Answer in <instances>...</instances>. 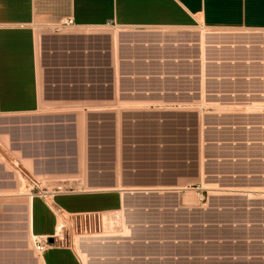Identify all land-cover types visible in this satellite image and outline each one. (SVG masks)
<instances>
[{
    "label": "crops",
    "instance_id": "1",
    "mask_svg": "<svg viewBox=\"0 0 264 264\" xmlns=\"http://www.w3.org/2000/svg\"><path fill=\"white\" fill-rule=\"evenodd\" d=\"M68 20L80 32L53 31ZM199 28L264 32V0H0V264H208L211 256L194 253L205 244L177 237L183 228L151 226L140 217L131 221L135 225L100 226L68 243L65 237L66 243L40 254L29 241L54 237L66 217L104 223L122 211L130 214L134 195L144 198L119 185L113 163L102 160V146L85 149L83 163L79 134L41 117V104L114 107L120 94H133L120 92V76H141L160 84L136 94L163 101L158 104L226 105L204 98L198 68L187 64L195 51L185 43ZM171 79L174 88L164 86ZM254 97V105H264L263 92ZM14 172L48 189L75 191L28 199L22 217L21 207L7 203L23 186Z\"/></svg>",
    "mask_w": 264,
    "mask_h": 264
},
{
    "label": "rangeland",
    "instance_id": "2",
    "mask_svg": "<svg viewBox=\"0 0 264 264\" xmlns=\"http://www.w3.org/2000/svg\"><path fill=\"white\" fill-rule=\"evenodd\" d=\"M204 32L201 28L193 31L194 36L200 33L201 43ZM212 32L225 33L235 42L230 43L242 45L231 50V60L239 62L228 65L227 76L232 81H204V76L200 77L204 94L222 84L223 91L245 95L235 96L230 104H158L163 101L136 94L143 88L157 89L160 84H147L141 76L127 80L120 76V92L129 90L133 94H120L119 104L114 107L75 108L52 106L45 101L41 104V117L52 119L58 130H75L79 134L83 163L85 149L102 146V160L113 163L119 185L123 184L125 190L133 189L134 194H144L143 199L134 195L129 201L130 214L122 211L104 223L86 217L63 231L67 243L71 237L75 241L77 236L100 226L135 225L131 221L140 217L151 226L183 228L177 237L205 244L194 253L211 256L208 264H264V105L253 104L254 94L264 93V32ZM168 81L171 82H163L164 86L174 88L175 81ZM89 155L93 160V154ZM13 176L16 183L21 182L16 172ZM10 194L14 197L8 206L21 207L20 214L25 217L23 206L29 198L23 186ZM61 222L62 219L58 235Z\"/></svg>",
    "mask_w": 264,
    "mask_h": 264
},
{
    "label": "built area",
    "instance_id": "3",
    "mask_svg": "<svg viewBox=\"0 0 264 264\" xmlns=\"http://www.w3.org/2000/svg\"><path fill=\"white\" fill-rule=\"evenodd\" d=\"M74 28V25L71 20L63 22L59 27L53 28V31L58 32L61 29H72ZM204 30V29H202ZM203 33V42L199 40L200 33L195 36L192 40L185 43V47H188L189 49L195 51V54H192V58H189L187 61V64H195L198 68L199 77L201 75L204 76V81H215L218 82H225V81H232L230 78H228V65H234L239 64V62L232 61L231 59H234L231 55L232 49L234 47H241L242 45H236L235 42L232 39H229L224 33H217L212 31H207ZM230 41L234 43H230ZM238 56V55H235ZM232 57V58H231ZM235 60H238V57L235 58ZM219 76V78H218ZM200 80V78H199ZM200 88V87H199ZM222 89V90H220ZM225 89L224 85H220L212 88L211 91H207L204 94V97H226L228 100L226 102L227 104H230L229 102L234 100L236 97L245 96L244 94H237L233 92L223 91ZM235 91V89H233ZM220 104V103H219ZM18 176L20 177L21 182L23 183V188L26 193V197L29 198L31 201L34 198L45 200L46 198L58 196V195H66L71 194L75 190L71 186H63V185H57L53 188H47L45 186V183L34 179L33 177L27 176L25 174L18 173ZM86 219V217L81 216H70L63 218L62 225L60 228V233L58 235L57 229L55 232V236L49 239H40L37 240L35 237L30 236V243L33 246L34 251L37 254L42 253L46 249L53 248L55 244L63 245V243L66 241L64 240V237H66L65 233L63 231L70 230L75 225L83 220Z\"/></svg>",
    "mask_w": 264,
    "mask_h": 264
}]
</instances>
